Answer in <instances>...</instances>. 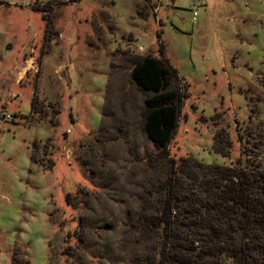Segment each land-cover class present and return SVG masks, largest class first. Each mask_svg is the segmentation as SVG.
Segmentation results:
<instances>
[{"label": "rangeland", "instance_id": "374dc122", "mask_svg": "<svg viewBox=\"0 0 264 264\" xmlns=\"http://www.w3.org/2000/svg\"><path fill=\"white\" fill-rule=\"evenodd\" d=\"M145 56L183 95L164 149ZM238 159L264 173V0H0V264H168L167 208Z\"/></svg>", "mask_w": 264, "mask_h": 264}, {"label": "trees", "instance_id": "16d2710c", "mask_svg": "<svg viewBox=\"0 0 264 264\" xmlns=\"http://www.w3.org/2000/svg\"><path fill=\"white\" fill-rule=\"evenodd\" d=\"M176 74L152 56L137 60L130 72L135 85L151 93L144 100L143 130L160 149L169 144L179 118L183 95L172 85ZM237 165L206 166L203 181L194 184L197 199L188 197L191 208L181 206L183 212L173 219L172 208H167L164 228L173 223L179 233H170L166 263L264 264V173L246 159H238Z\"/></svg>", "mask_w": 264, "mask_h": 264}, {"label": "built area", "instance_id": "2783aa9c", "mask_svg": "<svg viewBox=\"0 0 264 264\" xmlns=\"http://www.w3.org/2000/svg\"><path fill=\"white\" fill-rule=\"evenodd\" d=\"M194 15H195V13H194Z\"/></svg>", "mask_w": 264, "mask_h": 264}]
</instances>
